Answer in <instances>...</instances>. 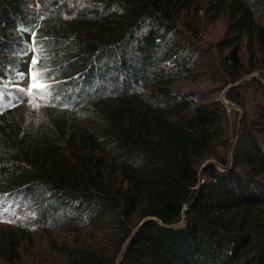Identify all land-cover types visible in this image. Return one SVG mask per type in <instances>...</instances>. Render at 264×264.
<instances>
[{"label":"trees","instance_id":"obj_1","mask_svg":"<svg viewBox=\"0 0 264 264\" xmlns=\"http://www.w3.org/2000/svg\"><path fill=\"white\" fill-rule=\"evenodd\" d=\"M0 264H264V0H0Z\"/></svg>","mask_w":264,"mask_h":264},{"label":"water","instance_id":"obj_2","mask_svg":"<svg viewBox=\"0 0 264 264\" xmlns=\"http://www.w3.org/2000/svg\"><path fill=\"white\" fill-rule=\"evenodd\" d=\"M253 75H255V74H253ZM250 77H251V76H249V77H247V78H250ZM220 99H221L226 105H228V106H230V107H236L233 103L228 102V101L225 99V97H224V92L221 94ZM142 224H143V223H141L139 227H141Z\"/></svg>","mask_w":264,"mask_h":264},{"label":"rangeland","instance_id":"obj_3","mask_svg":"<svg viewBox=\"0 0 264 264\" xmlns=\"http://www.w3.org/2000/svg\"><path fill=\"white\" fill-rule=\"evenodd\" d=\"M217 26H219V25H217ZM216 25L215 26H213V27H211V32H210V34L211 35H216L217 33H219V27H217ZM220 96H221V93H220Z\"/></svg>","mask_w":264,"mask_h":264},{"label":"snow or ice","instance_id":"obj_4","mask_svg":"<svg viewBox=\"0 0 264 264\" xmlns=\"http://www.w3.org/2000/svg\"><path fill=\"white\" fill-rule=\"evenodd\" d=\"M35 62H36V61L34 60V61H33V64H35ZM38 75H39V74H36V76H38ZM34 78H35V77H34Z\"/></svg>","mask_w":264,"mask_h":264}]
</instances>
